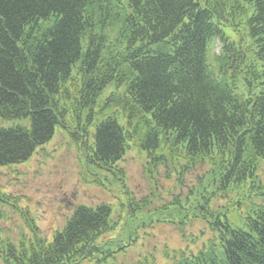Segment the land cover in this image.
<instances>
[{"label": "trees", "instance_id": "1", "mask_svg": "<svg viewBox=\"0 0 264 264\" xmlns=\"http://www.w3.org/2000/svg\"><path fill=\"white\" fill-rule=\"evenodd\" d=\"M223 27L247 28L255 47ZM216 40L249 96L213 75ZM57 134L109 199L46 234L0 184V264H264V0H0V168ZM15 214L16 235L1 225Z\"/></svg>", "mask_w": 264, "mask_h": 264}, {"label": "rangeland", "instance_id": "2", "mask_svg": "<svg viewBox=\"0 0 264 264\" xmlns=\"http://www.w3.org/2000/svg\"><path fill=\"white\" fill-rule=\"evenodd\" d=\"M223 31L228 41L238 46L253 45L255 40L244 27L236 29L223 27ZM221 46L222 42L218 40L210 41L207 46V62L213 75L218 79L226 80L229 84H234L235 94L242 97L249 96L244 72L236 73L233 69L226 70L223 67L222 61L218 58ZM248 78L246 76V79ZM113 90L114 86L109 85L103 97ZM251 91L257 93L259 87ZM142 164V158L135 151H130L122 162L128 177V187L136 198L146 196L149 192V184L142 176ZM86 181L82 155L61 134H57L48 146L36 153L26 164L12 167L11 170L0 168V184L13 196L17 195L24 199L21 208H28L35 215L46 234L60 227L74 206L94 205L109 199V191L96 185H87ZM1 225L14 235L18 233L17 229L24 228L23 219L19 214L14 215L10 224L1 223ZM167 236L170 239L168 243L174 244L177 234L171 231Z\"/></svg>", "mask_w": 264, "mask_h": 264}]
</instances>
